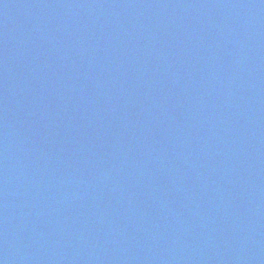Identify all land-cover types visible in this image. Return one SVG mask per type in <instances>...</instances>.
<instances>
[{"label": "water", "instance_id": "water-1", "mask_svg": "<svg viewBox=\"0 0 264 264\" xmlns=\"http://www.w3.org/2000/svg\"><path fill=\"white\" fill-rule=\"evenodd\" d=\"M0 264H264V0H0Z\"/></svg>", "mask_w": 264, "mask_h": 264}]
</instances>
